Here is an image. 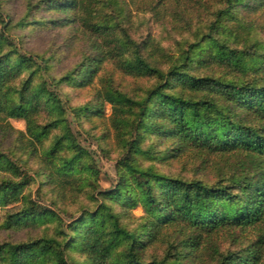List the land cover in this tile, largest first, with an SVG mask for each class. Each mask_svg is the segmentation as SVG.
Wrapping results in <instances>:
<instances>
[{
  "label": "trees",
  "instance_id": "1",
  "mask_svg": "<svg viewBox=\"0 0 264 264\" xmlns=\"http://www.w3.org/2000/svg\"><path fill=\"white\" fill-rule=\"evenodd\" d=\"M44 2L58 17L31 21L29 14L12 24L2 18L0 5L3 30L79 26L101 40L96 45L99 57L85 58L57 79L52 57L26 55L15 46L3 53L7 41L18 37L0 35V122L26 123L27 132H17L19 152L41 159L37 176H43L42 185L53 194L75 197L98 175L67 122L62 87H89L107 59L125 75L153 84L131 96L108 80L95 103L71 108L77 120H90L102 117L105 104L111 106L122 147L116 183L108 190L94 187L89 194L94 207L61 224L53 236L0 244V264H183L207 246L218 255L216 264H264V233L222 254L212 244L220 233L264 225V43L247 45L244 36L228 28L236 22L239 32L245 30L244 16L264 10V0H221L207 33L190 42L167 68L144 57L131 42L122 25L127 18L123 1ZM215 68L238 76H217ZM55 130L62 133L47 146ZM153 138L166 146L161 160L192 153L206 170L214 169L212 179L144 167L140 158L153 160L156 154L154 142L145 148ZM14 153L0 152V175H9L0 181L4 228L59 222L54 210L24 195L31 179L20 166L28 164ZM21 200L22 207L13 208ZM139 206L144 216L137 218L133 212ZM169 230L172 241L164 237ZM160 242L167 247L164 258L148 259L149 250Z\"/></svg>",
  "mask_w": 264,
  "mask_h": 264
},
{
  "label": "rangeland",
  "instance_id": "2",
  "mask_svg": "<svg viewBox=\"0 0 264 264\" xmlns=\"http://www.w3.org/2000/svg\"><path fill=\"white\" fill-rule=\"evenodd\" d=\"M121 1L127 10V18L122 25L131 42L141 47L144 57L154 60L164 68H167L173 60L177 59L181 51L187 49L190 42H195L202 33H207L209 22L214 19L215 12L222 7L221 0ZM0 5L3 12L2 18L5 21H12V24L19 22L29 14L31 21L47 22L49 19L58 17L47 11L44 0H0ZM244 21L245 30L243 31L239 32L236 22H230L228 28H234L240 36H244L247 45H253L259 41L264 43V10L244 16ZM6 31L3 30L0 23V35L18 38L9 39L4 46L3 53L12 51L15 46V49L26 55L52 57V73L57 79L73 71L84 62L85 58L100 56L96 45L101 40L95 34L79 26L55 29L47 24L42 29H19L13 33ZM119 35L121 38L125 37L124 32L119 31ZM10 42H13L14 45H10ZM261 51L264 50L261 49ZM212 72L217 76H226L227 78L238 76L223 68H215ZM108 80L112 82L115 88L131 96L138 94L140 88H146L153 84L152 80L136 79L125 75L118 69L113 60L107 59L103 62L99 74L89 87L73 88L67 85L62 87L60 93L67 108V122H69L78 144L89 153L90 163L98 170V175L92 178L91 185L87 186L83 192H77L75 197L73 196L75 194L69 193L67 199H62L44 187L42 185L43 176L39 178L37 176V173L41 172V159L29 157L24 152H19L20 144L17 132H27L25 122L16 119L0 122V152L5 154L16 152L18 153H14L16 158H22L28 164L27 166H20L23 174L31 179L24 195L32 202L54 210L60 219L59 222L37 227L6 230L3 226L5 211L2 210L0 211V244L6 242L23 243L47 235L53 236L61 224L70 223L79 216L82 210H90L94 207L95 203L89 198L94 187L108 190L115 185L117 180L115 166L117 160L121 158L122 147L118 143L116 130L111 121V106L105 104L102 117H94L90 120L86 118L77 120L71 109L89 102L95 103V99H98V92L104 89ZM58 92L59 90H56L57 94ZM42 122L44 121L42 120ZM61 133L60 130H55L52 138L46 142L47 146L52 143L55 136L61 135ZM151 142L155 143L156 154L153 155V160L149 156L140 158V163L144 167L154 166L160 172L173 176L206 179L208 177L212 179L214 169L208 168L206 170L200 161L194 157V154L188 153L180 158L161 160L162 152H165L166 146L153 138L152 141L146 142L145 148ZM13 160L16 161L14 158ZM8 176L5 177L4 174H1L0 181ZM22 204L21 200L13 208L20 209ZM133 213L137 218L144 216L142 206L136 208ZM172 232L169 230L167 232L169 235L164 236L166 241L174 239ZM261 233H264V225L254 229L223 232L212 238V244L222 254L246 246ZM166 248L162 242L155 244L148 252V259L151 256H156L159 259L164 258ZM196 256L195 259L184 261L183 264H216L218 258L216 252H213L208 246Z\"/></svg>",
  "mask_w": 264,
  "mask_h": 264
}]
</instances>
